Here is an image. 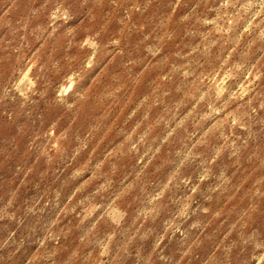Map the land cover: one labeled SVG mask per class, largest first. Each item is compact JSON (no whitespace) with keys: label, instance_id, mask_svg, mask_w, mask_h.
Segmentation results:
<instances>
[{"label":"clouds","instance_id":"obj_1","mask_svg":"<svg viewBox=\"0 0 264 264\" xmlns=\"http://www.w3.org/2000/svg\"><path fill=\"white\" fill-rule=\"evenodd\" d=\"M0 264H264V0H0Z\"/></svg>","mask_w":264,"mask_h":264}]
</instances>
